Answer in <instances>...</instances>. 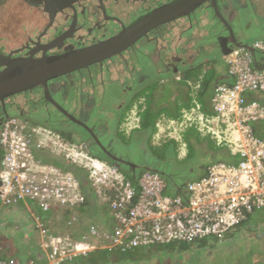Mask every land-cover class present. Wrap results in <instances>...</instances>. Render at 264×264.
I'll use <instances>...</instances> for the list:
<instances>
[{"label":"built area","instance_id":"built-area-1","mask_svg":"<svg viewBox=\"0 0 264 264\" xmlns=\"http://www.w3.org/2000/svg\"><path fill=\"white\" fill-rule=\"evenodd\" d=\"M251 51L263 56L260 67L254 65ZM225 60L232 83L217 86L213 115L205 116L199 113L200 108H193L184 111L181 120L170 121L168 129L178 132L196 125L218 145L228 147L238 163L210 166L205 177L187 185L186 199L169 195L167 182L158 173L145 172L134 184L118 167L47 127L31 125L21 117L4 122L0 132V200L5 206L33 204L41 213L82 206L84 187L66 167L70 165L86 174L97 203L109 201L116 221L114 231L98 244L90 237L51 234L35 216L46 252L42 264H63L97 249H134L222 237L247 213L264 208V137L254 130L256 123H264V104L257 99L246 101L247 96L264 95V41L234 48ZM158 128L162 131L160 125ZM42 152L61 158L66 166L46 162ZM91 234L99 237L94 228ZM0 264L21 263L0 259Z\"/></svg>","mask_w":264,"mask_h":264},{"label":"trees","instance_id":"trees-1","mask_svg":"<svg viewBox=\"0 0 264 264\" xmlns=\"http://www.w3.org/2000/svg\"><path fill=\"white\" fill-rule=\"evenodd\" d=\"M225 1H223L224 4ZM256 1L257 0H254V6L257 9L258 6L256 4ZM262 2H264V0ZM217 3L220 11H222L221 9H223V5L220 3V0H217ZM250 6L252 7V4ZM213 12L214 10L210 12V18H212L214 21H217L218 19L220 20L218 15L213 14ZM186 17L187 16L175 19L181 20L182 18ZM193 17V22L200 21V23H202L204 21V18H202L201 14L193 15ZM208 22L209 23L206 26H210L213 29V24L211 23V20H209V17ZM231 28L234 32L232 37L233 40L236 38V28H233L232 25ZM263 28L264 26L259 27V31H255L257 29L253 28V31L249 33L248 37L244 41L247 44L243 42L240 43L238 41L235 42L236 39L233 40L234 43H231L229 40V49L232 50L238 47H249L257 41H264ZM226 32L227 31H225V33ZM165 33L168 32L165 30L161 34L159 42H157V40H151L147 44L141 46L140 50L138 49V51L134 53L131 66V70L133 71L131 72V78L127 79L130 81H125L126 83L124 82V84L122 85V90L120 91L119 95L114 98V100L107 99L105 93L102 92L100 96L98 95V97L95 98V103L92 108H86L85 106H83V108L84 110H86V112L84 113L87 115L90 122L89 126L93 128V132L98 135L99 140L101 142L112 141L113 143V145L107 147V150L103 151L101 155L92 153L94 156L118 167L134 184L137 183L140 176L145 172L158 173L165 178L166 182L168 181L166 192L169 195L174 197L179 196L183 199H186L187 185L189 183L205 177L208 173V168L214 164L224 163L226 165H236L238 163L237 156L234 155L231 150L228 149V147H226L225 145L216 144L217 147L222 148L219 149L220 151L224 150L223 155L220 157L217 156L216 160L210 162L201 161L202 163H199V160H197L196 167L194 163L184 165L182 162L185 158L179 159L177 157V145L175 141H165L161 142L158 145L153 144L152 137L157 131L156 124L163 115L167 116V118L169 119H176L180 116L182 108L186 107L184 110L190 109L196 101V99L195 101H193V98L190 96L192 88L196 86H198L199 88L197 92L198 97L196 98L201 102L203 111L207 113V115L212 114V99L214 97L217 86L225 83L231 84L232 79L229 76L227 66V78L221 81V77H218L219 79H217L216 82L215 76L220 75L217 73V70H224V60L222 58L224 52L220 42H218L215 46L213 44L211 45V38L209 36L197 37L190 40H188V37L186 36V40L184 42L182 40L178 44L176 42L174 44V46H177L178 48L176 55L182 59L183 63H181L182 61L176 63V71H174L172 68L169 70L168 65L170 64V61H160L158 59L160 58L159 52L162 53L164 50L162 49V46H165V50L167 51L169 48H171L169 51L173 52L172 49L174 46L168 47L170 46L171 40L169 41V38L165 37ZM163 40L165 41L162 42ZM251 54L254 59V65L256 67H260L261 65L259 63L261 60H263V56L254 51H251ZM154 57H157L158 63L153 61ZM144 61L146 65H148V68L151 69L149 70L151 72L150 78L141 83L136 81L135 74L136 71H138L140 68H144L146 66L145 65L143 67ZM160 65H162V69L160 72H158L157 70L159 69L157 67ZM151 67H155L157 70H153ZM99 73V70L93 73L94 77L91 81L92 83L96 81L97 75ZM114 74L115 72L109 73L105 75L104 78H102L101 85H103L104 88L107 87V80L114 79ZM63 78L64 76H60L56 79L62 80ZM70 80L76 81V77L74 76L73 78L68 79V81ZM215 82L217 83V85L214 88L210 107V104L207 105L208 102L205 98L209 96L211 90L213 89L212 84H214ZM66 86L67 87H65L63 94L66 92V90H70L71 95L78 96L80 89L79 86L72 87L69 84ZM123 88H125L126 90H124ZM28 90L26 91V93L28 97H31L30 104L32 107L35 99L32 100V96L29 95L30 91ZM147 91H149V97L143 96V94ZM34 92H38V90L35 89ZM182 93L183 96H181ZM167 94L169 96H172V102L176 101L177 106H174V108L169 105V102L166 101L168 98L166 96ZM257 95L247 96L246 101L249 102L254 99L259 100V96ZM165 97L166 100H161L162 98L165 99ZM262 98H264V96H262ZM181 100L184 101L180 103ZM259 101L264 104V99H261ZM138 104L140 105L138 106ZM135 106L140 107V128L131 131V133L128 134L127 129L125 128V121L127 120L128 113ZM210 110H212V112H210ZM10 112L11 113L9 116L4 117L1 123V129L4 122L10 117H21L28 121L31 125L47 126L59 133L66 141L81 145V142L75 139L73 134H70L68 130L64 129L63 127L58 126L55 123V120L54 125H48L45 124L44 117H40V115H38L34 111L29 110L28 114L26 113L25 116H21L16 109ZM254 130L259 137H264V123H256L254 126ZM89 136L92 135L89 134L88 136L81 139V141L84 142V140ZM184 136L189 149V153L187 155L188 157L193 150H195L196 153H200L197 151V149L201 148V150H204V148H206V145H209V143L206 142L207 138L202 137L196 130L191 129ZM132 146H135L136 148H133ZM162 148L164 149L163 155H160L158 152L160 151L159 149ZM210 151L209 153H211V155H214L213 152L215 151ZM138 153H140L144 157L143 160L139 159V156H137ZM217 153L218 151H216V154ZM0 154L2 159L1 148ZM42 158L48 163L66 166V163L61 158H56L54 156L48 155L47 152H42ZM200 164L205 166V170L203 173H199L204 167L199 166ZM66 167L72 170L81 179L86 194V201L82 206L73 210L56 209L50 213H41L40 210L36 207L39 212L36 213L35 211H28L35 225V229L39 231L36 227L35 216H37L40 219L41 224L51 234L69 236L73 239L90 237L93 242L100 244L102 242V237L104 235H110L116 227V221L112 215L109 201L101 204L97 203L95 198V190L90 185L86 174L79 168H76L74 166L68 165ZM197 175H199L200 177H196ZM107 194L110 198L109 191L107 192ZM19 205L21 204L13 206H5L3 204V206L5 207H17ZM258 213L262 215H259L261 218H259V221L255 223L254 218L258 216ZM262 216H264V208L261 210H255L251 213H247L246 217L237 226L226 232L222 237L202 238L189 242L177 241L168 244L151 245L148 247L134 249L121 247H115L112 249H97L94 252L90 253L88 256L78 257L71 261L64 262L63 264H134L135 258L140 257V254H146L149 252V256H152L151 253H153V251L162 253L166 252L169 249H178L180 250V252H183L184 250H187L192 246L194 249H207L205 250V252H203L206 255L207 251H212L213 249L218 248L215 246L219 244L225 243L226 245V242L228 241L238 239L242 236L246 237L247 232L251 234L254 233L255 236H251H253L254 239H258L259 243L262 244L264 243V217L262 218ZM25 217L28 216L25 215ZM13 225L15 224L6 225L5 230L12 231L11 228ZM92 228L96 229L99 237L91 234ZM29 237L30 234H24L23 240L31 243ZM24 241L23 243H25ZM29 245H31V247L28 246L27 250H30L31 255H29V259H26V261H24V259L22 261L18 256L16 258H4L2 256L1 250L0 259L16 260L21 264H30L31 262H39L40 264H42L45 259H39L40 257L36 255V253L42 254V250L39 248V246L32 247V244ZM203 253L199 252V258ZM181 255L182 253H176V256H178L180 260L184 257ZM125 258L128 259L125 260ZM184 259H186V257Z\"/></svg>","mask_w":264,"mask_h":264},{"label":"flooded vegetation","instance_id":"flooded-vegetation-1","mask_svg":"<svg viewBox=\"0 0 264 264\" xmlns=\"http://www.w3.org/2000/svg\"><path fill=\"white\" fill-rule=\"evenodd\" d=\"M174 1L176 0H17L18 3L27 7V14H33V21L38 20L37 22H39L40 20L41 22L44 21V23H41L42 25H37V23L34 22V24L36 23L37 25L36 27L30 29L29 26H25L26 28H23V32H21L20 35L24 39L22 46L10 51L0 50V78L4 69H7L6 60L14 62L18 59L21 61H25L26 59H39L43 61L50 57L65 58L71 52L78 51L89 45L105 41L118 35L153 10ZM223 1L225 0H220V3L223 4ZM238 1L239 0H226L225 4L229 3L236 7L239 5ZM45 6H47V9L44 8ZM54 6H56V9ZM211 9H215L211 0L203 2L186 18L191 20L196 17H193V15L201 14V16L205 15V17L202 16V18L208 21L207 14H210L212 11ZM214 12L213 14L216 13ZM178 20L180 19H174L172 20L173 22L171 21L153 30L136 45L129 47L114 58L64 75L62 80L53 79L48 82V88L40 85L32 89L29 88L30 90L27 89L30 91L29 95L32 96V100L35 99L32 107L30 104L31 97L27 96V90L11 96H5L3 100H0V132L1 123L4 117L10 115V111L16 109L21 116H25V114H28L29 110H31L40 115V117H44L45 124L54 125L55 120L58 126L63 127L68 130L70 134H73L74 138L81 142L83 149L89 153L101 155L103 151H106L107 147H110L113 143L112 141L101 142L99 140L98 135L93 132V128L89 126L90 122L87 115L84 113L86 110H84L83 106L92 108L95 103V98H97L98 95L100 96L102 92L105 93L107 99L114 100L122 90L124 82L130 81L127 79L131 78V72L133 71L131 70V66L134 53L151 40H157V42H159L161 34L165 30L168 32V30L171 29L169 28L170 25H175ZM181 20H185V18ZM221 21V19H218L216 22L219 23L221 28L226 29L227 33L233 37L229 28L223 21L222 24ZM207 24L208 22H206V25ZM224 38L226 37H222L220 41ZM162 47L164 50L162 53L159 52L160 58L158 59L160 61H170L168 69L170 70L172 68L176 71V63L182 61V59L176 55L178 51L177 46L173 47V52L165 50V46ZM119 62L122 63V68L125 69L127 73L125 81H121L118 78L107 80V87L104 88V86L101 85L102 78L109 73L115 71L119 72V66L116 64ZM32 63L35 64V62ZM181 63H183V61ZM29 65L32 66L30 62ZM145 65L146 63L144 61L143 67ZM157 68L159 70L155 67L152 69L160 72L162 65ZM97 70H99L100 73L97 75L96 81L92 83L91 81L94 77L93 73ZM149 70L151 69L146 65L144 68H140L136 71V81L142 83L150 78L151 71ZM74 76L76 77V81H68V79ZM68 84L72 87H80L78 96L71 95L70 90H66L63 94ZM35 89H37L38 92H34ZM123 89L126 90L125 88ZM53 131L56 132L55 130ZM89 134L92 136L87 137L84 142H82L81 139Z\"/></svg>","mask_w":264,"mask_h":264},{"label":"crops","instance_id":"crops-1","mask_svg":"<svg viewBox=\"0 0 264 264\" xmlns=\"http://www.w3.org/2000/svg\"><path fill=\"white\" fill-rule=\"evenodd\" d=\"M263 1V0H262ZM257 0L256 4L259 8V16L258 15H253L252 12L249 13V10H246L247 7H251L250 5L252 4L251 8H255V2L250 1V2H246V0H239V5L238 6H234L232 4H222L223 5V9H221V13L223 15V17L225 18V20L229 23L230 27L231 25L233 26V28H236L235 30V42H240V43H245V39L248 37L249 33H251L253 30L250 27L251 25L253 26V28H256L257 30L255 31H259V26L256 25L253 21H244V17L249 14L252 18H256V19H264V2ZM7 3L6 0H0V50L1 51H10L12 49H17L18 47L23 45V37L20 36L21 32L16 28L13 27L12 24L11 25V29H9L10 31L7 30V28L5 29V27L8 25L6 23L7 20V14L9 13L8 11H3L2 10V5L3 3ZM11 6L16 7L18 6V2L17 0H12L11 2ZM233 6V7H232ZM256 9V8H255ZM216 14V13H215ZM203 17H205V15H202ZM207 16L209 17V20H211V23L213 24V29H211L212 27L210 26H205L206 25V21L205 19H203L202 23H200V21H191L188 18H185V20H179L176 22L175 25H170L169 28V33H173L176 32L175 34L178 36L181 34V37L178 38L177 44L182 40L183 42L186 40V36L188 37L187 39H195L197 37H204V36H209L210 39V43L211 45L213 44L214 46L220 42V39L222 37H227L231 43H234V41L232 40V37L229 33H225L226 29H223L220 27L219 23H217L216 21H214L212 18H210L209 14H207ZM33 21L34 22H37ZM199 23V24H197ZM209 23V22H208ZM36 24V23H35ZM39 24V22H37V25ZM263 27V26H262ZM264 29V28H263ZM225 30V31H224ZM233 30V29H232ZM19 31V32H18ZM246 33V34H244ZM221 37V38H219ZM201 39V38H200ZM199 39V40H200ZM251 43V42H250ZM229 44V41H228ZM247 44V43H245ZM225 55L222 56L223 60H224V70H217V73L220 74L218 76H215L216 78V82L217 79H219L218 77H221V81L223 79L227 78V64H226V60H225ZM220 81V80H219ZM212 84L213 85V89L211 90L209 96H207L205 99H207V102L210 107H211V98L213 96L214 93V88L216 87L217 83ZM199 88L198 86L192 88L191 94L190 96L193 98V101L195 104L193 105V101H192V105L190 109L184 110L185 108H182L181 110V114L183 115L184 111H189L191 109H197L200 108V112L204 114L205 116H212V114L207 115V113H205L201 107V102L196 98L198 97L197 92H198ZM262 94H259V100L263 99L262 98ZM184 101L181 100L180 103ZM210 102V103H209ZM140 108V107H138ZM137 106H135L133 109H138ZM132 109V110H133ZM131 110V111H132ZM210 112H212V110H210ZM180 114V116L176 119H169L167 118V116L163 115L161 117V119L158 121V123L156 124V128L157 131L154 134V136L152 137V141L153 144L158 145L161 142H165V141H175L176 145H177V157L179 159H183L186 157L187 154V149H188V145L185 141V134L193 129L196 130L202 137L205 138H210L211 141H214L217 144V141L212 138V136L208 135L207 133H204L202 131H200L198 129V127L196 125L192 126V127H188L185 128L183 131H178V132H174L173 129L169 130L168 126H169V122L170 121H178L181 120L182 115ZM137 120V125H135V128L132 129L137 130L140 128V117L138 115ZM158 125H160V128L162 131L159 130ZM127 133H131L130 131H127ZM159 133V137L156 138V135ZM163 134V135H162ZM178 144L180 145L178 147ZM181 144H182V148L181 149ZM222 149V148H221ZM209 145H206V148H204V155L202 159V161L206 162V155L207 152H209ZM212 152V151H210ZM224 153V150H218V153L216 154V152H213V156H222ZM211 154V153H210ZM199 163L201 162V159L199 160ZM199 166H204L202 164H200ZM205 170V166L201 169V172L199 173H203ZM200 175V174H199ZM199 175H197L196 177H200ZM195 177V178H196ZM168 183V181H167ZM28 211H35L36 213L39 212V210L36 208V206H34L33 204H21L19 206H15L12 208H8V209H4L2 208V205L0 204V250L2 251V256L5 257H13L16 258L17 256L19 257V259H21L23 261H26V259H29V255H31L30 250H27V247L32 244V247H37L39 246V248L42 250V254L36 253V255L38 257H40L39 259H45L46 260V252L43 249V239L40 235V232L37 231L35 229V225L31 219V215L29 214ZM25 215H27L28 217H25ZM30 215V217H29ZM8 224H15L12 226L11 230L12 231H7L5 230L6 225ZM24 234H30L29 240L30 242L24 241L23 237ZM23 241L25 243H23ZM39 249V251H40ZM45 260L43 261V263L45 262ZM36 264H40L39 262H35Z\"/></svg>","mask_w":264,"mask_h":264},{"label":"water","instance_id":"water-1","mask_svg":"<svg viewBox=\"0 0 264 264\" xmlns=\"http://www.w3.org/2000/svg\"><path fill=\"white\" fill-rule=\"evenodd\" d=\"M76 1V0H75ZM209 0H176L169 2L147 14L134 25L126 28L121 33L105 41L89 45L78 51L71 52L65 58L50 57L45 60L9 61L5 60L7 69H4L0 78V100L5 96H11L29 88L44 86L48 88V82L60 76L71 74L95 64L114 58L123 53L129 47L136 45L141 39L153 30L170 23L175 18L189 16L203 2ZM218 17L234 34L229 23L223 17L217 0H211ZM44 6V5H43ZM47 9V6L44 7ZM56 9V6H54ZM228 38L221 41L224 55L230 53ZM1 57V56H0ZM29 62L32 66L29 65ZM32 62H35L33 64Z\"/></svg>","mask_w":264,"mask_h":264},{"label":"rangeland","instance_id":"rangeland-1","mask_svg":"<svg viewBox=\"0 0 264 264\" xmlns=\"http://www.w3.org/2000/svg\"><path fill=\"white\" fill-rule=\"evenodd\" d=\"M7 3H3L2 5V10L8 11L9 13L7 14V20L6 23L8 24L5 29L7 28L8 31H10L9 29H11V25H13V27H16L20 32H23V28L25 29V26H29V28H34L37 25L33 23V14L31 13H26L27 11V7L23 4L18 3V6L13 7L11 6V1L12 0H6ZM253 0H246V2H250ZM246 10H249V13L252 12L253 15H258L259 16V8L255 9V8H251V7H247ZM244 21H253L256 25H258L259 27L264 26V19H256V18H252L249 14H247L244 17ZM37 23V22H36ZM41 22L39 20V25ZM42 25V24H41ZM253 29V26H250ZM18 31V32H19ZM176 32L173 33H165V37L169 38V41L171 40L170 46L168 47H173L174 44L178 41V38H180V35H176ZM165 40H163L162 42H164ZM167 47V48H168ZM171 48H169L168 50H170ZM173 51V50H172ZM154 62L158 63L157 57H154ZM117 62V61H116ZM119 66L120 70L119 72L115 71L114 74V78H118L121 81H125L126 79V75L127 73L125 72V69L122 68V63H116ZM143 96H148L149 97V91L145 92L143 94ZM168 98L166 100L162 98L161 100H166L167 102H169L173 108L174 106H177L176 101L172 102V96H169L168 94L166 95ZM181 96H183V93L181 94ZM259 96V95H257ZM178 99V98H177ZM264 99V98H263ZM179 100V99H178ZM140 104H138L139 106ZM137 106V108H138ZM139 115V108L138 109H133L132 111H130L127 115V119L125 121V128H126V124H128V128L127 131H133L130 130L132 127H134L135 125H137V118ZM130 122V123H127ZM163 135V134H162ZM206 142L209 143V150L211 151H218L219 149H221L220 147H217L216 143L214 141H211L210 138L206 139ZM180 145L178 144V147ZM133 148H136L135 146H132ZM181 149L182 148V144H181ZM160 151L158 152L160 155H163V151L164 149H159ZM198 152L200 153H196L195 150H193L189 157L187 156L189 153V149H187V154L185 157V159L183 160V164L184 165H189V164H195L196 167V161L200 160L202 161L203 155H204V150H201V148L197 149ZM137 156H139L140 160H143L144 157L138 153ZM195 159V160H194ZM216 160V156L211 155L209 152H207L206 155V162H210ZM0 204L2 205L3 210L4 209H8V208H12V207H5L3 206V203L0 200ZM258 216L256 218H254L255 223L257 221H259L258 219L261 218L259 215L262 214H257ZM264 216H262L263 218ZM251 224V223H250ZM258 227V226H257ZM259 229V228H258ZM259 232V231H258ZM255 236L254 233H249L247 232V236L244 237H240L238 239H234L232 241H228L223 244H219L215 247H218L216 249H213L212 251H207V254L205 255L203 252H205L204 248H198V249H194L193 246L187 250H184L183 252H180V250L178 249H169L166 252H156L153 251L152 256H149V252L146 254H140V257H136L135 258V263L134 264H264V243L260 244L258 239H254L253 236ZM211 246V245H209ZM199 252L203 253L201 254L200 258H199ZM176 253H182L181 256H184L183 258H180L178 256H176ZM186 257V259H184ZM128 258H125V260H127ZM184 259V261H183Z\"/></svg>","mask_w":264,"mask_h":264}]
</instances>
